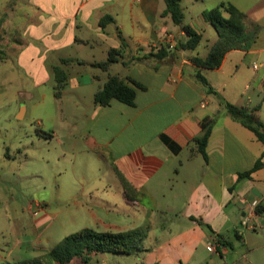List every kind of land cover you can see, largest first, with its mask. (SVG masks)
Listing matches in <instances>:
<instances>
[{
  "label": "crops",
  "instance_id": "1",
  "mask_svg": "<svg viewBox=\"0 0 264 264\" xmlns=\"http://www.w3.org/2000/svg\"><path fill=\"white\" fill-rule=\"evenodd\" d=\"M184 1L203 6L190 22L183 10L184 26L202 36L194 51L164 52L169 35L176 43L187 39L164 0H5L0 36L22 35L18 63L37 86L55 83L54 97L55 68L68 73L57 100L76 93L93 101L81 132L83 151L97 157L99 183L71 192L74 211L92 224L87 228L141 233L140 264H264V144L227 112L228 104L243 107L264 122V0ZM223 2L258 25L259 37L248 51H230L219 69H200L193 59L207 57L218 41L203 13ZM107 16L112 20L102 26ZM111 50L120 51L119 61L103 71L96 65ZM110 76L135 89L133 106L95 104ZM210 119L205 157L194 141ZM109 258L101 254L89 264Z\"/></svg>",
  "mask_w": 264,
  "mask_h": 264
},
{
  "label": "rangeland",
  "instance_id": "2",
  "mask_svg": "<svg viewBox=\"0 0 264 264\" xmlns=\"http://www.w3.org/2000/svg\"><path fill=\"white\" fill-rule=\"evenodd\" d=\"M4 1L0 19L7 13ZM181 5L189 22L203 8L184 0ZM10 33L0 36V264L43 256L67 236L92 226L74 211L71 192L95 188L101 172L97 157L83 151L82 144L85 106L92 99L75 93L59 101L55 83L37 86L17 61L22 35ZM68 53L77 55L73 50L62 55ZM22 91L31 92L33 99ZM108 256L110 264H140L136 254Z\"/></svg>",
  "mask_w": 264,
  "mask_h": 264
},
{
  "label": "trees",
  "instance_id": "3",
  "mask_svg": "<svg viewBox=\"0 0 264 264\" xmlns=\"http://www.w3.org/2000/svg\"><path fill=\"white\" fill-rule=\"evenodd\" d=\"M167 8L166 15L171 16L173 23L184 30L187 39L177 41L174 49H163L165 53L178 50L194 51L202 41L199 35L190 26H184V13L181 5L182 0H164ZM207 22H209L218 34V41L211 47L209 54L205 58L196 57L193 63L200 69L217 70L219 69L225 56L232 50L248 51L257 41L260 34V27L251 24L248 16L240 11L232 3H221L219 6L207 10L203 13ZM110 16L101 21L105 26L111 22ZM124 40L122 45H124ZM120 56L119 50H111L106 62L98 63L96 66L103 71H109L112 65L118 63ZM196 77L204 85L208 86L207 79L197 72ZM69 75L62 68H55V97L61 99L63 91L67 86ZM136 98L135 89L129 87L118 76H110L108 81L95 95V104L98 106H107L113 100H117L128 106H133ZM228 114L243 127L251 131L255 137L264 144V122L260 121L255 114L249 112L243 107H237L231 104L227 105ZM214 120L210 119L203 123L202 134L195 139L199 152L206 157V146L211 136ZM261 163H257L258 168ZM249 174L242 175V177ZM125 183L128 191L130 185ZM143 252L142 234L133 232H99L94 229L85 228L77 233L64 238L56 248L39 256L24 262H6L2 264H89L96 256L101 254L115 255H134Z\"/></svg>",
  "mask_w": 264,
  "mask_h": 264
},
{
  "label": "built area",
  "instance_id": "4",
  "mask_svg": "<svg viewBox=\"0 0 264 264\" xmlns=\"http://www.w3.org/2000/svg\"><path fill=\"white\" fill-rule=\"evenodd\" d=\"M168 39L171 40V43H170V49H174L175 45H176V40L174 39L173 35H169L168 36ZM255 68H257V66H255ZM258 205V202H254L252 204L253 208H255L256 206ZM250 217L246 218L245 222L246 224L248 225L250 223V218L251 216L254 215V211H251V213L249 214ZM218 245V243H216V246ZM216 246L215 247H211V251L213 250V252H216Z\"/></svg>",
  "mask_w": 264,
  "mask_h": 264
}]
</instances>
